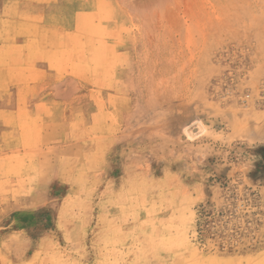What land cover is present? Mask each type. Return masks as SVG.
<instances>
[{
    "label": "rangeland",
    "instance_id": "1",
    "mask_svg": "<svg viewBox=\"0 0 264 264\" xmlns=\"http://www.w3.org/2000/svg\"><path fill=\"white\" fill-rule=\"evenodd\" d=\"M0 264H264V0H0Z\"/></svg>",
    "mask_w": 264,
    "mask_h": 264
}]
</instances>
